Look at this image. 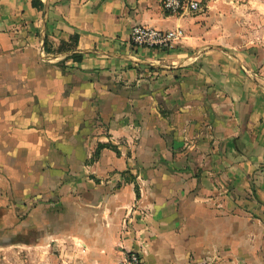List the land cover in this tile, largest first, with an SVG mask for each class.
I'll return each instance as SVG.
<instances>
[{"label": "crops", "instance_id": "obj_1", "mask_svg": "<svg viewBox=\"0 0 264 264\" xmlns=\"http://www.w3.org/2000/svg\"><path fill=\"white\" fill-rule=\"evenodd\" d=\"M198 1L0 0L1 248L264 264V0Z\"/></svg>", "mask_w": 264, "mask_h": 264}, {"label": "built area", "instance_id": "obj_2", "mask_svg": "<svg viewBox=\"0 0 264 264\" xmlns=\"http://www.w3.org/2000/svg\"><path fill=\"white\" fill-rule=\"evenodd\" d=\"M161 9L172 15L194 14L201 12L202 7L198 0H158ZM182 31L174 30L161 31L141 24H134L130 28L128 42L136 47L148 49L166 50L171 49L176 41L182 38ZM117 264H144L141 255L132 251L126 254Z\"/></svg>", "mask_w": 264, "mask_h": 264}, {"label": "rangeland", "instance_id": "obj_3", "mask_svg": "<svg viewBox=\"0 0 264 264\" xmlns=\"http://www.w3.org/2000/svg\"><path fill=\"white\" fill-rule=\"evenodd\" d=\"M24 235L19 236V241H24ZM42 250L27 249L24 244H18L14 248L0 247V264H42Z\"/></svg>", "mask_w": 264, "mask_h": 264}, {"label": "trees", "instance_id": "obj_4", "mask_svg": "<svg viewBox=\"0 0 264 264\" xmlns=\"http://www.w3.org/2000/svg\"><path fill=\"white\" fill-rule=\"evenodd\" d=\"M31 3H32V5L35 6V7L40 6L39 0H31ZM99 148H100V147H98V149H99Z\"/></svg>", "mask_w": 264, "mask_h": 264}]
</instances>
